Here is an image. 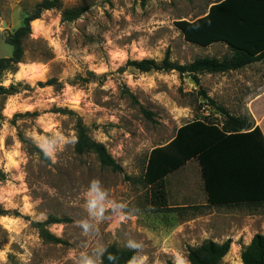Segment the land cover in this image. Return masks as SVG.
<instances>
[{
  "label": "rangeland",
  "instance_id": "obj_1",
  "mask_svg": "<svg viewBox=\"0 0 264 264\" xmlns=\"http://www.w3.org/2000/svg\"><path fill=\"white\" fill-rule=\"evenodd\" d=\"M48 1L0 0V57L12 54L6 37ZM219 1L62 0L32 23L22 63L0 74V86L17 91L0 101V264H102L112 244L136 250L135 264H190V246L228 239L220 264H243L242 250L264 233V208L229 204L264 201V60L199 74V84L128 65L228 57L224 43H188L176 26ZM74 9L78 17L63 18ZM201 89L253 128L224 132ZM79 120L124 173L76 152ZM162 178L173 211L152 209L149 189Z\"/></svg>",
  "mask_w": 264,
  "mask_h": 264
},
{
  "label": "trees",
  "instance_id": "obj_2",
  "mask_svg": "<svg viewBox=\"0 0 264 264\" xmlns=\"http://www.w3.org/2000/svg\"><path fill=\"white\" fill-rule=\"evenodd\" d=\"M61 3L62 0H50L37 4L34 11L26 16L23 24L6 37L5 42L12 47V54L9 57H0V74L22 63L25 56L24 42L32 34V23L39 19L44 11L60 8ZM80 14L81 11L77 9L66 10L63 13V18L71 20ZM176 26L188 43L200 47L224 43L229 48L230 55L223 59L203 57L181 65L172 62L169 54H167L161 63L151 59H143L130 61L128 65L141 72L152 70L177 71L181 75H191L194 81L199 84V74L227 73L264 60V0H221L213 4L203 17L193 21L181 20L176 22ZM51 83L53 82L40 84L51 85ZM16 92L13 86L11 88L0 86V101L3 97L13 95ZM199 94L223 115L222 129L224 132L237 133L253 128L254 120L251 117L232 115L225 108L218 106L203 89L200 90ZM1 111L0 107V128L3 120ZM207 121L214 123L209 119ZM76 127L78 135L75 150L78 154L93 152L103 166L111 168L115 172L124 173L123 167L112 157L105 145L90 138L87 127L81 120L77 122ZM36 149L42 159L50 161L47 154L38 148ZM125 178L131 179L127 175ZM149 197L155 212H169L177 209L169 206V193L165 178L160 179L150 187ZM229 206L264 208V201L242 202L229 204ZM43 234L48 239L59 241L57 237L46 231ZM232 243V239L224 242L208 240L201 245L190 246L188 248V261L190 264H220L230 253ZM136 258V250L124 252L116 244H112L106 248L101 260L102 264H135ZM241 259L243 264H264V233H257L253 236L250 244L242 250ZM10 264H15L13 256L10 257ZM168 264L176 263L169 261Z\"/></svg>",
  "mask_w": 264,
  "mask_h": 264
},
{
  "label": "clouds",
  "instance_id": "obj_3",
  "mask_svg": "<svg viewBox=\"0 0 264 264\" xmlns=\"http://www.w3.org/2000/svg\"><path fill=\"white\" fill-rule=\"evenodd\" d=\"M73 139H74V137H73ZM53 162H55V161H53ZM4 259H5V253L4 252H0V260H4Z\"/></svg>",
  "mask_w": 264,
  "mask_h": 264
}]
</instances>
